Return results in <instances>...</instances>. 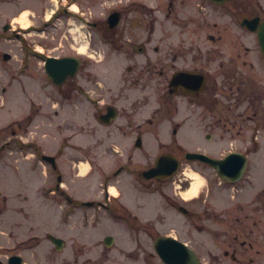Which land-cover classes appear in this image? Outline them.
<instances>
[{"label":"rangeland","instance_id":"rangeland-1","mask_svg":"<svg viewBox=\"0 0 264 264\" xmlns=\"http://www.w3.org/2000/svg\"><path fill=\"white\" fill-rule=\"evenodd\" d=\"M9 1L11 0H0V26L9 24L10 16L19 9L27 7L30 9L28 12L25 11L26 15H21L17 19L22 27H26L29 24H43L44 17L54 16L58 7L63 8L60 0H47L42 17L39 16L37 19L31 16L35 14L34 10L40 12L39 0H29V3H21V0H15L18 3ZM80 1L89 9L83 10L85 7L81 6ZM163 1L165 0H66L65 8H70L69 13L77 10L85 13L83 18L94 21L95 30L87 29L84 20L79 23L69 13H64L63 9L59 18L52 24L48 23L44 31H33L23 40L14 39L12 35L2 32L0 28V92L5 88L20 92V96L31 97L34 100L31 103L33 116L39 113L38 101L48 103V107L44 106L41 116L37 118V120L45 121L46 126H41L39 132H46L47 137H44L45 134L38 133L39 125L36 122L29 128H33L36 132L39 145L44 141L42 148L43 151H47L45 154L55 155L56 165L58 164L57 171L53 172L45 162L35 161L32 154L22 155L11 149L2 150L3 156L0 157V261L3 264H6L7 258L16 254L23 257L24 264H162L153 251L152 237L156 234L170 233L186 238L188 236L184 235L182 230L185 229L189 219L177 208L167 209V198L153 193L154 189H163L165 196L171 200L175 199L178 205L187 207L189 214L201 212L203 201L220 198L222 194L231 195L228 197L230 199L234 197V199L257 201L256 204L263 209V139L254 140L251 144L253 154L250 156L245 182H242L240 187H235V192L224 189L225 187L219 186L218 183L213 185L217 191H213L208 183L213 173L210 170L207 171L201 163L187 162L183 158L187 151L202 152V149H205L202 146L205 144L201 127L195 124L196 121L184 118L183 113L175 117L178 120L160 123L159 132H155V128L150 127L144 134L143 148L140 150L132 148L130 137L133 136L134 131L131 132L130 127H134L136 123L144 125V120L152 116L150 111L152 106L147 105L146 109L143 107L149 98L152 102L155 101L154 94L147 95L151 91H144L141 87L133 91L135 93L129 91V101L124 102L125 110H118L119 115L127 119L125 122H115L110 127L111 131L98 122H95L93 129L90 127L92 123H89V114L83 111L87 107L90 110L94 109L90 98L94 99L95 103L96 99L104 102L107 88L118 90L127 66L132 65L131 61L120 55L122 50L113 49L105 41L108 32L102 29L107 16L111 10L121 12V9H125L122 12L120 25L115 28L116 38L118 36L120 38V32L125 25L133 24L134 18L135 20L139 18L135 16L136 13L142 11L148 14L144 7L157 13L159 10L157 19L160 25L152 35L141 32L142 36L139 40L142 41L149 36L153 39L167 38L169 33L171 35L174 32H170L171 27L163 20L162 12L165 8ZM255 1L263 11L264 0ZM191 4L193 5L192 2ZM261 16L264 17V11ZM150 18L147 17L145 20L149 21ZM224 21L225 19H219V22ZM13 25L15 26L16 23L14 22ZM211 32H213L212 29ZM170 38L177 39L178 34L175 32ZM157 44L158 41L155 40L152 46ZM251 47L250 50L258 55L260 48L256 39ZM40 52H43L44 56L78 57L82 64L77 76L68 79V84L64 87L54 86L42 73L43 57L36 55L41 54ZM3 53L10 54L13 59L8 62L3 61L1 58ZM102 83L105 85L103 88L98 86ZM78 84L82 86L79 93L72 90V86H78ZM94 86L97 88L95 93L89 95L91 94V92L88 94L89 89L93 91ZM4 94L10 95V92L7 91ZM20 96L16 97L19 99ZM25 102H28L27 98ZM61 104L64 105L62 110L59 106ZM12 105H15L13 113L10 108H6L8 106L0 102V129L13 121L8 119L10 114L18 118L30 110V106L26 104L18 108L17 102L12 101ZM50 106L51 110L59 109V113L51 112ZM166 113H168L167 110L161 111L160 116L158 115L159 119L166 118ZM176 121L180 122L179 126ZM77 123L81 126V131L88 130L90 134L88 136L81 133L78 136L79 139L73 134L74 142H72L70 134L75 131ZM125 123L131 126H124ZM115 126L129 132L123 136L114 129ZM174 129L177 130L176 134H173ZM9 133L10 131H6L5 136ZM21 138L27 141L32 138V134L30 132ZM230 139H225L229 142L225 144L223 153L244 148V145L239 147L237 142ZM75 140H77L76 143ZM30 141L32 146L36 145L35 139ZM11 145L17 146L15 142ZM221 145L220 142L219 148ZM34 149L37 148L32 147V151H29L33 153ZM79 149H87V151L81 153ZM160 149L163 153L173 152L180 156V170L171 180L146 182L139 173L153 165L152 163L161 155ZM111 161L113 163L109 164ZM116 163L120 164L119 167H124L125 171L114 178L112 173L116 169ZM108 164L110 168H106ZM33 166L36 167L34 171ZM98 173H102L103 177L112 176V179L110 178L112 181L120 180L118 185L107 183V192L119 197L121 191L123 197L124 193L125 196L128 195L124 201H127L129 204L126 205L133 209L131 212L137 216L141 214L140 223H138L141 225H137L133 217L115 209L114 203L108 205L107 212L96 204L92 208L75 205L74 199L77 198L104 199L106 192L102 190L101 178H93L94 175L97 177ZM57 174H63L62 185L68 187L71 194L56 191ZM196 180L199 181L197 197H183V193ZM132 183L139 194L130 185ZM249 184L250 188L247 190L245 186ZM239 188L247 192L243 194L244 196L236 197L238 195L236 191ZM159 200L161 205L159 204L156 209ZM153 205L155 212H153ZM135 209H137L136 212H134ZM215 209L221 210V207L216 206ZM235 214L237 213L226 214L230 216L226 221L210 220L198 223L204 226L203 231H194L189 236L191 240L188 242L196 249L200 259L208 260L212 254L220 257L225 263L231 262L229 257L232 251L238 248V244L233 245L236 226L232 222V216ZM262 215H264L263 212L256 213V219L260 218L261 222L256 223L253 228L254 235L250 239L253 244L252 249L245 252L246 255L254 258V264H264V218L261 217ZM48 235L62 238L65 241V247L57 251L47 238ZM109 235L114 237L115 242L107 248L103 245V240ZM224 252L229 253L228 258H223Z\"/></svg>","mask_w":264,"mask_h":264},{"label":"flooded vegetation","instance_id":"flooded-vegetation-1","mask_svg":"<svg viewBox=\"0 0 264 264\" xmlns=\"http://www.w3.org/2000/svg\"><path fill=\"white\" fill-rule=\"evenodd\" d=\"M46 2L47 0H39L40 13L33 17L38 19L42 15ZM80 4L85 7L81 1ZM162 4L165 7L162 12L163 20L171 27L170 32L178 34L177 39L170 38L174 33L171 35L169 33L167 38L153 39L149 36L147 39L139 40L142 36L141 32L152 35L160 25L157 19L159 10L157 13L147 7L144 9L148 14L142 11L136 13L135 16L139 18L135 20L133 17V24L125 25L120 32V38L119 36L116 38L117 26H111L108 19L103 23L102 30L110 34H106L107 44L115 50H122L120 55L131 61L132 65L127 66L118 90L107 88L105 101L96 99L99 107L95 117L99 119L109 107L116 109L117 116L122 117L118 110H125L124 102L129 101L128 92L136 91L141 87L144 91H151L152 93L149 92L147 95L154 94L155 98L153 102L149 98L143 105V107L152 106L150 109L152 116L146 118L144 123L154 124L158 128L160 123L174 121L176 116L183 113L184 118L196 121L195 124L202 129L205 144L202 146L205 149H202L201 153L211 158L222 159L229 152H243L247 157V170L250 156L253 154L251 144L254 140H264V58L261 54L255 55L250 50L256 35L247 25H243V21H251L256 17H259L261 21L260 14L264 10L261 11V7L255 0H228L220 5L210 0H165ZM86 9H89L88 6L83 8V10ZM124 10H120V20ZM78 13L76 19L85 15L79 11ZM147 17H151L149 21L145 20ZM219 19H225V21L219 22ZM86 21V28L95 30L94 21L89 19ZM46 27L47 23L44 22L30 25L26 29L18 26L9 27L8 30L19 38V36L31 35L33 31H44ZM37 28L41 29L37 30ZM155 40L158 44L152 46ZM79 85H74L73 90L80 92L82 86ZM98 86L103 88L105 85L98 84ZM96 89L94 86L93 91L89 89L88 92L93 95ZM96 103L93 105L95 106ZM166 110L168 111L166 118L159 119L160 112ZM124 115L126 116L125 113ZM176 124L179 126L180 122L176 121ZM141 127V123H136L133 127L136 139L140 140L144 134ZM176 133L177 130L174 129L173 134ZM226 138L237 142L239 147L244 145V148L223 153L225 144L229 142L225 140ZM220 142L222 145L219 148ZM167 153L171 154V152ZM172 154L176 153L172 152ZM202 165L207 171L210 170L213 173L212 178L208 179L213 191L216 188L212 186L217 185L218 182L219 186L225 187L224 189L235 192V187H240L247 178L245 170L236 183H230L220 178L208 164L202 163ZM205 174L208 176V173L205 172ZM245 188L248 190L250 184ZM262 191L264 194V188ZM246 192L245 189L239 188L236 191L238 193L236 197L244 196ZM230 196L222 194L220 198L203 201L202 211L192 214H189L187 207L183 208L175 199L171 200L166 196L167 207H165L177 208L189 219L187 224L182 222L186 224L182 232L188 237L171 234L187 246H190L188 240H191V237L189 236L194 231H203L204 226L198 223L210 220L226 221L230 218L226 214L237 213L232 216V222L236 226L233 245L238 244V248L232 251L230 257L228 252H224L223 255V258L229 257L231 262L225 263L220 257L210 254L212 256L210 259H201L203 264H254V258L249 257L245 252L253 247L250 241L254 235L253 228L256 223L261 222L260 218L256 219V213L264 214V203L262 209L256 204L257 201L234 199V197L230 199L228 198ZM216 206H220L221 210L215 209ZM261 217L264 218V215ZM190 247L196 252L193 246ZM245 260L247 262H244Z\"/></svg>","mask_w":264,"mask_h":264},{"label":"water","instance_id":"water-1","mask_svg":"<svg viewBox=\"0 0 264 264\" xmlns=\"http://www.w3.org/2000/svg\"><path fill=\"white\" fill-rule=\"evenodd\" d=\"M213 1L220 3L225 0ZM109 22H111V26L117 25L119 23V14L114 13L110 15ZM248 25L250 29L257 31L259 46L264 55V21L259 23V18H255L250 21ZM4 58L8 59V56L5 55ZM79 65L80 62L72 57H63L60 59L47 58L45 70L48 76L52 78L53 82L59 85L63 83L67 77L74 76L78 71ZM114 118L115 111L110 109L101 117L104 123H109ZM43 159L54 165V158L44 156ZM185 159L207 161L217 168L222 176L230 178H240L246 165L245 158L240 154H230L222 160H214L199 153H187ZM178 165V160L173 156L163 155L158 158L152 169L143 173V176L147 179L172 176L176 172ZM49 238L57 250L63 247L64 243L60 239L54 237ZM105 244L107 246L111 245V239L107 238ZM154 247L158 256L165 264H199L197 256L189 248L170 237L160 236L156 238L154 240ZM22 262L23 260L19 256H12L8 260V264H22Z\"/></svg>","mask_w":264,"mask_h":264},{"label":"bare ground","instance_id":"bare-ground-1","mask_svg":"<svg viewBox=\"0 0 264 264\" xmlns=\"http://www.w3.org/2000/svg\"><path fill=\"white\" fill-rule=\"evenodd\" d=\"M198 186H199V181L198 180L193 181V183L190 185V188L185 193H183V196L191 198L196 194Z\"/></svg>","mask_w":264,"mask_h":264}]
</instances>
